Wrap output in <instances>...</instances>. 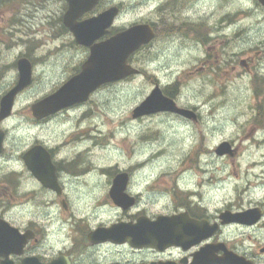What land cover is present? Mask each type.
Masks as SVG:
<instances>
[{
    "label": "rangeland",
    "instance_id": "374dc122",
    "mask_svg": "<svg viewBox=\"0 0 264 264\" xmlns=\"http://www.w3.org/2000/svg\"><path fill=\"white\" fill-rule=\"evenodd\" d=\"M202 1L174 4L181 9L192 7L176 17L196 23L199 41L197 33L192 40L164 31L162 21L168 15L162 13V0H115L121 2L122 10L116 25L158 22L156 38L131 57V64L141 72L103 86L79 108L63 111L52 117L55 120L38 126L29 119L30 104L56 89L83 60L87 49L77 45L67 30L47 26L42 19L40 24L18 27L0 23V95L16 76L11 62L18 52L28 50L38 57L31 88L16 98L11 116L3 123L7 153L0 163L8 162V195L15 199L38 194L29 192L34 185L21 179L19 158L35 136H55L57 141L65 136L61 132L95 127L101 133H97L98 143L87 161L154 164L156 174L168 173L165 178L191 174L199 180L210 175L218 191L229 193L240 185H254L264 170V7L258 0ZM5 3L0 1L1 10ZM56 7L52 4L50 9ZM21 10L28 12L29 8L22 6ZM19 37L26 42L19 43ZM35 40L38 47L33 49ZM156 82L163 87L174 85L177 103L197 108L202 120L181 123L169 113L133 120L132 109ZM77 118L86 119L79 122ZM223 140L231 143L233 155L213 152ZM165 182H155L156 189H162Z\"/></svg>",
    "mask_w": 264,
    "mask_h": 264
},
{
    "label": "flooded vegetation",
    "instance_id": "af4514ba",
    "mask_svg": "<svg viewBox=\"0 0 264 264\" xmlns=\"http://www.w3.org/2000/svg\"><path fill=\"white\" fill-rule=\"evenodd\" d=\"M0 1L6 2L4 10L0 9L1 24L28 26L40 24L42 19L47 26L65 25L66 0ZM105 1L99 0L91 10L76 18V22H82L118 6L119 14L109 32L97 41L133 24L116 25L121 16V2ZM182 2L162 0V13L168 15L162 21L163 29L193 40V35L197 33L196 23L180 21L176 17V13L183 14L192 8L181 9L174 5H181ZM52 4H57V7L50 9ZM22 6L29 8L28 12H22ZM145 22L152 27L155 39L158 22ZM17 41L26 42L23 37ZM33 43V49L37 48L38 41ZM84 53L83 60L62 82L80 71L89 52ZM16 56L11 62L16 68V76L2 94L16 83L18 58L29 60L32 81L28 89L33 84L38 57H32L28 50L18 52ZM80 106L63 111L68 113ZM193 109L197 118L175 119L181 123L198 124L202 118L197 108ZM30 116L36 126L56 119L52 118L54 116L42 119ZM7 119L0 121V130H5L0 160L7 153V130L3 128ZM77 119L80 122L86 118ZM138 119L143 118H133ZM61 133L65 136L57 141L55 136H35L19 153L21 179L34 185L29 191L38 193L34 196L22 194L14 199L8 195V162L0 163V264H264V170L254 185L237 186L231 193L218 191V185L210 175L199 180L191 174L165 178L168 173L156 174L152 168L154 164L87 161L88 154L98 143L96 135L101 133L97 127L90 131ZM88 140L90 144L86 142ZM37 146L42 153L32 159H47L49 165L46 166L52 167L51 173L47 171L51 176L49 185L43 184L26 164V159L34 156L30 157L27 153ZM147 166L149 168H142ZM119 175L122 179L117 183L120 188L116 192L121 190V194L113 195L115 178ZM157 181H166V184L162 189H156ZM159 219L162 221L156 224ZM154 232L168 236L177 233L181 242L153 246L148 239Z\"/></svg>",
    "mask_w": 264,
    "mask_h": 264
},
{
    "label": "water",
    "instance_id": "95a60500",
    "mask_svg": "<svg viewBox=\"0 0 264 264\" xmlns=\"http://www.w3.org/2000/svg\"><path fill=\"white\" fill-rule=\"evenodd\" d=\"M67 1L68 10L64 15V23L73 33L76 43L89 47L90 53L78 74L69 78L53 93L32 104V114L36 118H44L63 108L84 102L100 85L137 73L138 70L127 63L128 56L153 37L152 29L148 24L138 23L108 39L94 43L96 39L108 32L107 29L117 13V7H111L97 17L76 22V18L90 10L97 0ZM258 1L264 6V0ZM17 65L19 79L16 85L0 100V120L10 114L15 95L31 81V70L28 60L21 58L18 60ZM157 112H172L186 118H196V114L191 109L177 106L172 98L164 95L158 85L133 109L132 117L136 118ZM3 137L4 132L0 131V152L2 151ZM215 151L218 155L232 153L230 144L227 141L221 142ZM39 153L42 152L38 146L32 148L27 155L30 157L34 156L28 157L26 164L44 184L49 185L51 176L47 174V171L51 173L52 167L46 166L49 165L47 159H43V157H40V160L32 159ZM37 158L39 157L37 156ZM121 179L122 176L120 175L115 178L116 185L111 192L113 195L121 194V190L116 192L119 187L117 183L119 184ZM161 221L159 219L156 224ZM9 232L13 234L12 231L9 230ZM148 241L153 246H162L169 242H181L177 233L168 236L160 232L152 233Z\"/></svg>",
    "mask_w": 264,
    "mask_h": 264
},
{
    "label": "trees",
    "instance_id": "16d2710c",
    "mask_svg": "<svg viewBox=\"0 0 264 264\" xmlns=\"http://www.w3.org/2000/svg\"><path fill=\"white\" fill-rule=\"evenodd\" d=\"M174 90H175V88L171 87L170 89H165V93L172 97L173 94L175 93Z\"/></svg>",
    "mask_w": 264,
    "mask_h": 264
},
{
    "label": "bare ground",
    "instance_id": "6f19581e",
    "mask_svg": "<svg viewBox=\"0 0 264 264\" xmlns=\"http://www.w3.org/2000/svg\"><path fill=\"white\" fill-rule=\"evenodd\" d=\"M154 153H151L148 157H151ZM156 154V153H155ZM209 161V160H208Z\"/></svg>",
    "mask_w": 264,
    "mask_h": 264
}]
</instances>
